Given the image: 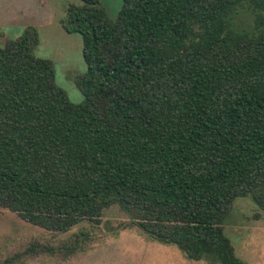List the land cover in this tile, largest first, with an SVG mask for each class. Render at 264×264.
I'll return each mask as SVG.
<instances>
[{"label":"trees","instance_id":"16d2710c","mask_svg":"<svg viewBox=\"0 0 264 264\" xmlns=\"http://www.w3.org/2000/svg\"><path fill=\"white\" fill-rule=\"evenodd\" d=\"M80 1L81 102L37 28L0 45V209L66 233L117 205L191 261L246 264L224 225L241 198L264 212V0Z\"/></svg>","mask_w":264,"mask_h":264},{"label":"rangeland","instance_id":"374dc122","mask_svg":"<svg viewBox=\"0 0 264 264\" xmlns=\"http://www.w3.org/2000/svg\"><path fill=\"white\" fill-rule=\"evenodd\" d=\"M100 1L115 20L122 0ZM82 4L80 0H0V45L23 35L29 26L37 28L36 54L55 63L57 84L74 103L83 100L76 83L87 66L81 37L68 34L63 21L69 5ZM240 21L244 27L251 23V15L243 12ZM231 209L224 226L236 256L246 264H264V212L251 197L238 199ZM0 264L214 263L191 261L176 246L151 240L116 205L104 211L99 223L83 221L66 233L45 230L0 209Z\"/></svg>","mask_w":264,"mask_h":264}]
</instances>
